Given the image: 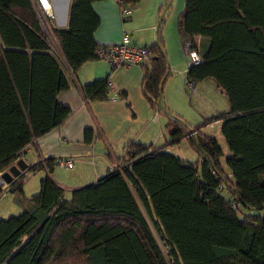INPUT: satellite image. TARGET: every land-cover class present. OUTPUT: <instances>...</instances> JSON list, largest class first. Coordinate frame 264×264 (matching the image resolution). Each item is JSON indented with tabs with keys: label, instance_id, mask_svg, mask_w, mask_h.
<instances>
[{
	"label": "trees",
	"instance_id": "1",
	"mask_svg": "<svg viewBox=\"0 0 264 264\" xmlns=\"http://www.w3.org/2000/svg\"><path fill=\"white\" fill-rule=\"evenodd\" d=\"M98 1L73 0L69 25L54 27L75 70L98 58ZM177 23L200 57L193 63L186 49L191 64L186 86L212 78L228 109L196 124L170 115L163 146L128 143L118 165L98 181L72 189L70 197L48 173L39 192L26 200L29 174L53 173L57 159L30 163L7 191L0 184V197L14 194L21 208L0 218V264H264V0H185ZM144 45L150 56L141 65L144 91L157 105L168 61L160 43ZM108 80L83 85L86 98L108 99ZM69 87L33 0H0V171L28 160V145L73 114L58 100ZM215 120L229 151L201 130ZM92 137V129H85V140ZM183 139L196 160L167 150Z\"/></svg>",
	"mask_w": 264,
	"mask_h": 264
},
{
	"label": "crops",
	"instance_id": "2",
	"mask_svg": "<svg viewBox=\"0 0 264 264\" xmlns=\"http://www.w3.org/2000/svg\"><path fill=\"white\" fill-rule=\"evenodd\" d=\"M49 1L55 14L54 19L48 21L52 25L51 31L54 39L49 37L44 26V19L40 18V22L52 50L61 61L70 81V87L59 93L58 100L68 105L73 110V114L62 126L46 133L28 145L25 152L26 158L31 161V164L46 158L69 157L74 160V166L71 169H66L53 164V173L49 169H40L29 174L23 188L26 200L31 199L39 192L41 181L48 173L52 174L57 182L66 188V196L70 197L72 189L98 181L118 165V158L123 157L125 146L128 143H153L163 146L169 138L166 122L167 117L171 115L169 112L172 111L169 102H164L165 94L167 89L172 97L175 93L180 92L179 76L182 79L184 78L186 86L185 72L191 66L186 56L189 38L178 27V15L175 31L169 33L163 30L166 24L163 23L164 18L160 14L165 0L129 2L132 7V14L125 19L120 14L121 10L116 0H101L94 3V8L101 18L99 27L95 32L98 44L111 45L118 43L122 40L124 31L130 33L133 42L149 45L156 42L161 44L167 55L169 67V76L163 84L162 107H160L166 110L164 109L161 112L145 94V72L142 66L131 65L112 70L106 61L96 58L75 70L68 62L54 33V27L65 28L69 25L73 0ZM172 43L178 47V60L173 57ZM180 71H183V74ZM107 77L119 90V97L117 99L96 100L86 98L83 85ZM211 80L213 82L211 89L214 91L215 98L219 94L220 99H225L223 97L225 96L224 93L217 87L212 78ZM182 90H184V85H182ZM228 107L219 111L227 110ZM87 128L92 129L93 132L90 141H86L84 138L85 129ZM201 130L204 131L203 126ZM176 147H178V152L183 153L184 149L186 152L189 149L192 150L186 139H183L177 145L168 147L167 150L174 153ZM60 170H70V173L62 175L59 174ZM5 195L10 196L12 204L14 194L10 192L3 194L0 201ZM4 207L10 210L16 208L15 211H21L19 205H10L9 202ZM1 210L2 206H0V212Z\"/></svg>",
	"mask_w": 264,
	"mask_h": 264
},
{
	"label": "rangeland",
	"instance_id": "3",
	"mask_svg": "<svg viewBox=\"0 0 264 264\" xmlns=\"http://www.w3.org/2000/svg\"><path fill=\"white\" fill-rule=\"evenodd\" d=\"M116 2L119 4V2L117 0H116ZM33 3H34V6L36 8L37 6H36L35 1ZM184 6H185V0H167V1L165 0L164 1V4H163L162 9H161V14H160V15H163V18H164L163 23L166 24L165 28L163 29L164 31L169 32V33L175 31V29H176L175 28L176 27V17L178 15V12H180V10H182L184 8ZM51 14H52V12H51ZM40 15L44 19V20L43 19L42 20L45 24L44 26L46 28V31H47L49 37H53V33L51 31L52 25L50 22H48L49 20L47 21L45 18L47 16V14L44 13V14H40ZM54 16H55V14H54ZM53 19L54 18H51V20H53ZM53 39H54V37H53ZM188 45H187V48H188ZM172 46H173V57L176 60H178V56H179L178 47L175 46L173 43H172ZM122 67H124V66H122ZM180 72L183 74V71H180ZM212 83L213 82H212L211 78L204 81V82L202 81L201 83L198 84V89L196 88V90L194 92H191L188 88H186L184 78L182 79L179 76V90H180V92L175 93L174 94L175 96L173 95V97H172L168 93V89H167V93L165 94L164 102H169V104L171 106V110H172L171 113H173L174 115H178V116L182 117L183 120H186L190 123H198V122L202 121L204 118L216 114L220 109H224V108L228 107V99H227L225 94H224L225 96H223L225 99H220L219 94L216 95V98H215L214 91H212V89H211ZM182 85H184V90H182ZM189 96H191V97H189ZM221 125L222 124L217 120L213 121V122H209L203 126L204 132L208 133L211 136L216 137L217 140H219V142L221 143L220 145L223 146L224 150L229 151L227 143L225 141V138L221 132ZM174 153L183 159L192 160V161L197 159V154L193 150H190V149L188 150V152H186V150L184 149V153H183V152H178V147H176V148H174ZM26 161H27L28 165H30L31 161H29V160H26ZM38 162H39V160L36 163H38ZM73 166H74V162H73L72 166H70V163L68 162L67 167H64V168L71 169ZM28 168H29V166H28ZM25 171H21V173L25 172ZM68 173H70V170H60L59 171V174H62V175H65ZM2 178L4 179V181L6 183L5 186L8 185V187H10L11 183L8 182L7 180H5L4 177H2ZM133 192L135 193L134 190H133ZM135 197H136L141 209L144 212L146 220H147V222H148V224H149V226H150L161 250L163 251L165 257H167V259L170 261L168 249H167L166 245L164 244V241L161 238L157 227L154 225L153 221L151 220L150 216L148 215L146 209L144 208L143 204L139 200L136 193H135ZM7 202H9L10 205L13 204L14 206H17V204L14 203L13 201L11 204L10 196L5 195L4 198L0 201V206H2V210L0 212V218H3V216L9 217V216L14 215L17 212H19V211H15L16 208H15V210L6 209L4 206L6 205ZM263 213H264V210H263ZM4 218H6V217H4Z\"/></svg>",
	"mask_w": 264,
	"mask_h": 264
},
{
	"label": "built area",
	"instance_id": "4",
	"mask_svg": "<svg viewBox=\"0 0 264 264\" xmlns=\"http://www.w3.org/2000/svg\"><path fill=\"white\" fill-rule=\"evenodd\" d=\"M36 3V11L39 15L46 13V20L54 18V13L52 11L51 3L49 0H34ZM33 1V2H34ZM119 2V7L121 10V15L123 18H127L132 14V7L126 3L125 0H117ZM52 12V14H51ZM53 16V17H52ZM43 19V18H42ZM187 54L191 61L194 63L200 62L199 54L195 50H190L189 46L187 48ZM96 55L99 59L106 61L112 70L122 67L137 65L141 66L148 63L149 61V50L144 44H139L133 42L129 32L124 31L122 40L118 43L111 45H100L96 51ZM189 90L194 91L195 84L190 81L187 83ZM109 96L108 99H117L119 97V90L116 88L115 84L109 79L108 80ZM194 133V132H193ZM68 162L72 166L74 160L72 158H58L57 165L60 167H67ZM3 171H0V184L5 187L6 191L9 189L8 185L5 186V181L2 178Z\"/></svg>",
	"mask_w": 264,
	"mask_h": 264
},
{
	"label": "water",
	"instance_id": "5",
	"mask_svg": "<svg viewBox=\"0 0 264 264\" xmlns=\"http://www.w3.org/2000/svg\"><path fill=\"white\" fill-rule=\"evenodd\" d=\"M40 18V17H39ZM159 43V42H158ZM160 47L162 49V52L164 54L165 57H167L165 51L163 50L161 44H160ZM163 91V87L161 88V93ZM158 104H159V107H162L161 105V98H159L158 100ZM171 115L175 116V117H178L177 115H174L173 113L169 112ZM180 118L181 120H183L181 117H178ZM184 121V120H183ZM185 122V121H184ZM28 163L27 161L24 159V158H21L17 161L16 164H14L9 170H7L6 172L3 173V177L5 178V180H7L8 182L12 183L13 182V179L18 176L21 171H25L27 168H28ZM135 194V193H134Z\"/></svg>",
	"mask_w": 264,
	"mask_h": 264
},
{
	"label": "flooded vegetation",
	"instance_id": "6",
	"mask_svg": "<svg viewBox=\"0 0 264 264\" xmlns=\"http://www.w3.org/2000/svg\"><path fill=\"white\" fill-rule=\"evenodd\" d=\"M155 105H156V104H155ZM158 105H159V104L156 105L157 108H159Z\"/></svg>",
	"mask_w": 264,
	"mask_h": 264
},
{
	"label": "bare ground",
	"instance_id": "7",
	"mask_svg": "<svg viewBox=\"0 0 264 264\" xmlns=\"http://www.w3.org/2000/svg\"><path fill=\"white\" fill-rule=\"evenodd\" d=\"M196 87V86H195ZM3 188V187H2Z\"/></svg>",
	"mask_w": 264,
	"mask_h": 264
}]
</instances>
